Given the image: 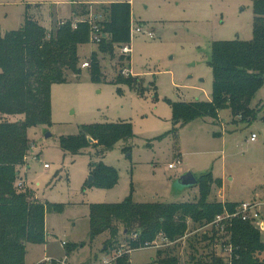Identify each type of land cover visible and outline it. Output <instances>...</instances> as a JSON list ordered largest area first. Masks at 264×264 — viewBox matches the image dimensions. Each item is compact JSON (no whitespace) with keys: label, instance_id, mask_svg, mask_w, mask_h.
I'll return each instance as SVG.
<instances>
[{"label":"rangeland","instance_id":"374dc122","mask_svg":"<svg viewBox=\"0 0 264 264\" xmlns=\"http://www.w3.org/2000/svg\"><path fill=\"white\" fill-rule=\"evenodd\" d=\"M111 3L131 6L132 53L117 49L114 56L101 54L102 82L98 83L90 75V56L98 45H83L79 53L90 67L82 68L79 78L71 76L67 83L52 86V125L29 130L31 150L19 178L40 203L65 208L62 213L47 212V244H28L25 264L41 263L46 255L62 259L59 264H103L124 253L130 257L129 264H160L157 251L168 248L175 249L181 264L227 259L230 249L223 248L219 238L224 234L212 238L214 222L201 226L189 221L184 238L175 242L162 238L155 246L135 249L120 226L119 245L106 255L102 250L109 234L71 254L63 246L89 241L93 205L128 199L136 204L195 202L198 186L179 184L188 172L198 179L212 173L215 183L209 202L264 205V83L252 103L253 109H261L256 121L243 122L242 116L222 110L217 119L196 118L181 127L174 123L176 105L212 99L213 43L253 39V0H0V34L20 29L27 12L51 31L65 21L84 19L81 6L102 15V6ZM75 9H79L77 15H73ZM129 75L134 78L133 88L119 81ZM139 87L144 91L135 90ZM115 123H129L133 137L108 151L91 136L93 142L78 153L62 148V139L79 136L83 126ZM177 160L181 164L170 169ZM102 165L117 173L111 187L101 181L106 179ZM95 172L100 177L89 184Z\"/></svg>","mask_w":264,"mask_h":264},{"label":"trees","instance_id":"16d2710c","mask_svg":"<svg viewBox=\"0 0 264 264\" xmlns=\"http://www.w3.org/2000/svg\"><path fill=\"white\" fill-rule=\"evenodd\" d=\"M253 4V39L213 43L210 61L214 72L212 99L208 103L176 105V127L196 118L217 119L222 110H230L233 117L242 116L243 122L247 123L259 118L261 109H253L252 103L264 83V0H253ZM77 12L79 9H75L73 15ZM101 12L104 37L97 51L90 56L91 79L98 83L102 82L99 56H114L117 49L122 50L132 40L130 4L111 3L102 6ZM80 15L85 18L90 15V10L81 6ZM73 21H65L49 31L27 12L20 29L3 36L0 34V264H25L28 244H47V212L62 213L65 208L63 204L40 203L27 188L19 190L18 183L21 181L20 169L26 165L31 150L29 130L52 125V86L67 83L71 76L79 78L82 74L84 62L79 52L83 45L91 44V28L87 22H81L74 29ZM130 76L119 81L124 80V84L133 88L134 78ZM135 90L144 91L142 87ZM118 92L123 94L120 88ZM19 116L22 118L14 119ZM261 119L264 121V115ZM90 136L97 141L98 147L108 151L117 142L131 139L133 133L129 123L86 125L79 136L63 138L62 148L78 153L89 147ZM101 173L106 178L101 181L107 187L116 183L115 170L102 165ZM94 175L96 182L100 173ZM214 183L212 173L201 176L197 184L199 198L195 202L136 204L128 199L120 204L93 205L89 214V241L66 243L67 254L87 244L94 245L97 238L106 234L109 237L104 239L102 253L109 254L110 248H115L116 243L119 245L120 226L129 246L135 249L155 246L162 238L166 242L184 238L189 221L201 226L214 222L212 238L223 233L219 237L224 242L222 246L230 249L227 259L216 258L214 264H264V232L255 224L241 218L224 219L216 224L218 216H224L225 211L233 214L240 204L209 202ZM217 183L221 186L220 180ZM262 217L264 219V212ZM157 262L181 264L172 248L158 250ZM129 263L130 257L126 253L113 262ZM51 264L59 262L52 259Z\"/></svg>","mask_w":264,"mask_h":264},{"label":"built area","instance_id":"2783aa9c","mask_svg":"<svg viewBox=\"0 0 264 264\" xmlns=\"http://www.w3.org/2000/svg\"><path fill=\"white\" fill-rule=\"evenodd\" d=\"M104 20L103 15H95L94 13L90 12V15L85 17L84 19H80L79 21L74 22V29H77L78 23L87 22L90 25L91 33H90V41L92 44L98 45L101 43L102 38L104 37L103 34V27L100 23ZM140 31V29H138ZM123 54H130L132 53V47L130 45H125L122 48ZM90 64L88 62H84L82 64V68H88ZM255 140V136L252 137V141ZM181 162L177 160L175 163L170 164V169H176ZM48 165H45V168H48ZM26 188L25 183L21 181L18 183V189L24 190ZM264 212V205L260 202H245L239 205L236 211L233 214L226 213V216H218L216 219V224L222 222L224 219H232V218H241L243 221H249L255 224L260 231L264 232V219L262 217ZM66 243L63 244V246ZM115 259H106L103 261V264H113ZM52 259L48 258L45 260L46 264H51ZM59 262V261H57Z\"/></svg>","mask_w":264,"mask_h":264},{"label":"water","instance_id":"95a60500","mask_svg":"<svg viewBox=\"0 0 264 264\" xmlns=\"http://www.w3.org/2000/svg\"><path fill=\"white\" fill-rule=\"evenodd\" d=\"M89 141L93 142L92 139H89ZM93 182H94V178L91 177L89 180V184H92ZM179 184L183 187H193L198 184V179L191 172H188L184 174L182 177H180Z\"/></svg>","mask_w":264,"mask_h":264},{"label":"crops","instance_id":"0c3cea01","mask_svg":"<svg viewBox=\"0 0 264 264\" xmlns=\"http://www.w3.org/2000/svg\"><path fill=\"white\" fill-rule=\"evenodd\" d=\"M48 258H50V259H54V260H57V261L62 260V259H59V258L56 257V256H53V255H46L45 258H44V260H45V259H48ZM44 260H43V261H44ZM43 261H42V262H43Z\"/></svg>","mask_w":264,"mask_h":264}]
</instances>
